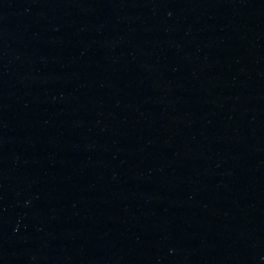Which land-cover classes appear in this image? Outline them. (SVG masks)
Masks as SVG:
<instances>
[{
  "label": "water",
  "instance_id": "obj_1",
  "mask_svg": "<svg viewBox=\"0 0 264 264\" xmlns=\"http://www.w3.org/2000/svg\"><path fill=\"white\" fill-rule=\"evenodd\" d=\"M0 264H264V0H0Z\"/></svg>",
  "mask_w": 264,
  "mask_h": 264
}]
</instances>
